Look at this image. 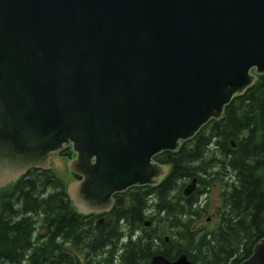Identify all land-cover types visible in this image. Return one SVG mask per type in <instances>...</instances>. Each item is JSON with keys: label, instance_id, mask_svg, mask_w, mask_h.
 Listing matches in <instances>:
<instances>
[{"label": "water", "instance_id": "obj_1", "mask_svg": "<svg viewBox=\"0 0 264 264\" xmlns=\"http://www.w3.org/2000/svg\"><path fill=\"white\" fill-rule=\"evenodd\" d=\"M261 72L264 0H0V186L70 144L53 173L78 211L107 210ZM234 264H264V233Z\"/></svg>", "mask_w": 264, "mask_h": 264}, {"label": "trees", "instance_id": "obj_2", "mask_svg": "<svg viewBox=\"0 0 264 264\" xmlns=\"http://www.w3.org/2000/svg\"><path fill=\"white\" fill-rule=\"evenodd\" d=\"M213 183L217 224L194 227L205 214L197 199ZM64 188L52 170L30 168L0 189V264H150L153 254L180 253L192 264L240 261L264 233V72L170 154L157 185L114 193L102 222L78 213Z\"/></svg>", "mask_w": 264, "mask_h": 264}, {"label": "rangeland", "instance_id": "obj_3", "mask_svg": "<svg viewBox=\"0 0 264 264\" xmlns=\"http://www.w3.org/2000/svg\"><path fill=\"white\" fill-rule=\"evenodd\" d=\"M220 191H221L220 185L218 183H214L213 185H210L209 188L201 195V204L203 202H206L207 207H208L207 209L208 211L205 216H210L209 214L210 210L219 204V192ZM205 216H202L199 219H195L194 225L197 226V225L204 224L206 229H211L215 227L217 224L216 218L206 219L207 217Z\"/></svg>", "mask_w": 264, "mask_h": 264}, {"label": "flooded vegetation", "instance_id": "obj_4", "mask_svg": "<svg viewBox=\"0 0 264 264\" xmlns=\"http://www.w3.org/2000/svg\"><path fill=\"white\" fill-rule=\"evenodd\" d=\"M204 205L206 206V203H204ZM208 209V208H206ZM210 216L207 217V219L214 218L215 217V208H212L211 212H209Z\"/></svg>", "mask_w": 264, "mask_h": 264}, {"label": "bare ground", "instance_id": "obj_5", "mask_svg": "<svg viewBox=\"0 0 264 264\" xmlns=\"http://www.w3.org/2000/svg\"><path fill=\"white\" fill-rule=\"evenodd\" d=\"M76 259H78L77 257H76ZM80 262L82 263V261L80 260Z\"/></svg>", "mask_w": 264, "mask_h": 264}]
</instances>
